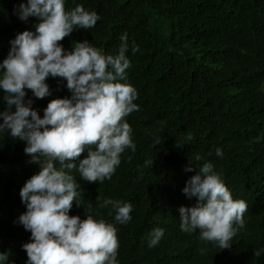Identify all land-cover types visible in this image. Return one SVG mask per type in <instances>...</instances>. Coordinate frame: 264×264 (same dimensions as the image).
<instances>
[{
    "label": "trees",
    "instance_id": "1",
    "mask_svg": "<svg viewBox=\"0 0 264 264\" xmlns=\"http://www.w3.org/2000/svg\"><path fill=\"white\" fill-rule=\"evenodd\" d=\"M22 3L27 0H0V63L10 42L34 32L38 23L32 16L20 19ZM77 5L100 19L60 43L67 52L88 41L116 56L127 34L131 65L121 82L137 90L139 111L125 118L136 149H125L111 179L88 183L71 172L80 185V205L73 202L69 215L83 220L90 214L112 224L118 264H264V0H65L68 11ZM135 45L139 51L133 54ZM45 82L51 95L43 99L25 89V103L31 99L41 118L51 100L72 95L63 78ZM3 95L0 89V111L6 107ZM25 147L7 131L0 133V253L8 257L0 264H28L23 245L32 240L19 223L27 211L20 190L40 167ZM86 156L75 161L77 167ZM205 162L213 164L232 198L248 206L245 226H236L227 249L201 240L199 230L180 227L179 209L198 203L183 189ZM106 199L130 203L131 220L116 221L111 205L101 207ZM156 228L163 236L149 247Z\"/></svg>",
    "mask_w": 264,
    "mask_h": 264
},
{
    "label": "clouds",
    "instance_id": "2",
    "mask_svg": "<svg viewBox=\"0 0 264 264\" xmlns=\"http://www.w3.org/2000/svg\"><path fill=\"white\" fill-rule=\"evenodd\" d=\"M19 12L20 19L32 16L38 23L34 32L26 30L10 42L8 56L0 63V89L6 102L5 110L0 111V133L7 131L13 140L26 142L25 153L40 167L20 190L27 211L20 215L19 223L31 232L32 240L23 245L28 264H118L116 228L90 214L82 220L69 212L73 202L80 205L76 200L80 185L71 174L73 170L88 183H103L111 179L125 149H136L125 118L139 111L133 102L138 93L121 82L126 81L131 65L126 56L127 34L121 36L116 56L103 54L88 41L75 42L66 52L60 42L74 30L93 28L100 19L96 12L86 11L82 5L68 11L65 0H27ZM137 51L139 46H133V54ZM49 76L65 79L72 95L51 100L41 118L31 107V99L25 103V89L38 99L51 95L45 82ZM85 151L87 156L77 167L75 161ZM216 154L222 156L223 152L218 148ZM183 193L196 197L198 203L179 209L181 230H199L201 240L220 249L230 248L236 226H245L246 202L232 198L210 162L186 182ZM108 205L115 210L116 221L131 220L130 203L106 199L101 207ZM149 235V247H153L163 229L156 228ZM260 255L261 251L255 250L254 256ZM7 258L0 253V261Z\"/></svg>",
    "mask_w": 264,
    "mask_h": 264
},
{
    "label": "bare ground",
    "instance_id": "3",
    "mask_svg": "<svg viewBox=\"0 0 264 264\" xmlns=\"http://www.w3.org/2000/svg\"><path fill=\"white\" fill-rule=\"evenodd\" d=\"M151 25V24H150ZM184 61V60H183Z\"/></svg>",
    "mask_w": 264,
    "mask_h": 264
}]
</instances>
